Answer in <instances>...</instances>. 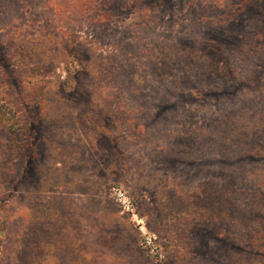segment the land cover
<instances>
[{
    "label": "rangeland",
    "instance_id": "rangeland-1",
    "mask_svg": "<svg viewBox=\"0 0 264 264\" xmlns=\"http://www.w3.org/2000/svg\"><path fill=\"white\" fill-rule=\"evenodd\" d=\"M39 1L0 0L24 240L53 264H264V232L241 245L215 210L264 212V0Z\"/></svg>",
    "mask_w": 264,
    "mask_h": 264
},
{
    "label": "trees",
    "instance_id": "trees-1",
    "mask_svg": "<svg viewBox=\"0 0 264 264\" xmlns=\"http://www.w3.org/2000/svg\"><path fill=\"white\" fill-rule=\"evenodd\" d=\"M40 0L36 5L43 7L45 10L48 9V7H59L63 3L65 7H67L68 2L66 0ZM60 3L58 6L57 4ZM54 2V3H53ZM53 3V4H52ZM53 11H48V13H52ZM54 13L56 14L57 18L61 21L62 15L60 12H57L54 10ZM65 16H68L67 20H72L75 18V11L73 10L72 14L68 13L65 14ZM78 19V18H76ZM7 30H10L9 28H6ZM23 87V86H22ZM26 87V86H25ZM36 87V86H35ZM28 97L32 94H25ZM12 93H8L3 91L2 84L0 83V102L2 101H10L11 100ZM25 103H31L30 98L24 99ZM0 114L5 119V122L11 123V118L3 111V108L0 104ZM13 124H11V127ZM234 162V161H233ZM202 163V162H201ZM215 163H222L224 166H230L229 164L232 163L231 161L227 160H215ZM220 172V171H219ZM21 180V173L15 177V182H19ZM14 184H11V186L7 189L5 187H0V224L8 215L7 220L5 221L6 225V236L5 238H1L0 236V264H53L56 262V250L51 242H45L46 244L43 245L41 248L34 250L31 246L32 242L31 240H24L25 238V227H26V220L25 217L20 213V210H18L15 206L14 199L12 196L9 195V191L11 190V187L13 188ZM253 190V189H250ZM257 192V191H252ZM262 198H264V195H261ZM8 200V201H7ZM217 207L215 210H217V220L220 222L217 223H223V213L227 212V217L231 219V217L235 214H238L240 218L235 217L230 225H235V228L238 229L239 233L241 234L240 238V244L241 245H248L249 241L260 237L261 233L264 232V212L263 208L262 211L256 210L253 205H245V206H239L236 202L230 203V208L227 211H221L222 201H217ZM201 217V216H200ZM204 219L205 216L202 215ZM206 232V231H204ZM24 236V237H23ZM262 240L264 242V235L262 236ZM253 242V241H251ZM41 245V244H40ZM39 245V246H40ZM208 246V243L206 244Z\"/></svg>",
    "mask_w": 264,
    "mask_h": 264
},
{
    "label": "built area",
    "instance_id": "built-area-1",
    "mask_svg": "<svg viewBox=\"0 0 264 264\" xmlns=\"http://www.w3.org/2000/svg\"><path fill=\"white\" fill-rule=\"evenodd\" d=\"M118 197H119L121 202L125 203L124 195L121 192H118Z\"/></svg>",
    "mask_w": 264,
    "mask_h": 264
}]
</instances>
